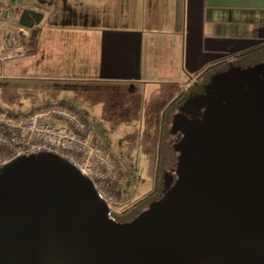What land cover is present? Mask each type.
<instances>
[{"label":"water","instance_id":"water-1","mask_svg":"<svg viewBox=\"0 0 264 264\" xmlns=\"http://www.w3.org/2000/svg\"><path fill=\"white\" fill-rule=\"evenodd\" d=\"M246 75L229 66L187 106ZM246 110L243 127L182 126L173 183L125 223L59 157L34 154L0 176V264H264L263 91Z\"/></svg>","mask_w":264,"mask_h":264},{"label":"crops","instance_id":"crops-1","mask_svg":"<svg viewBox=\"0 0 264 264\" xmlns=\"http://www.w3.org/2000/svg\"><path fill=\"white\" fill-rule=\"evenodd\" d=\"M0 6L2 50L21 48L0 60V81L16 89L1 95L12 96L13 108L28 103L27 111L61 95L91 112L132 106L134 96L140 107L163 103L160 123L197 74L264 44V0H0ZM27 9L42 15L38 24H19ZM156 154L155 146V164Z\"/></svg>","mask_w":264,"mask_h":264},{"label":"rangeland","instance_id":"rangeland-1","mask_svg":"<svg viewBox=\"0 0 264 264\" xmlns=\"http://www.w3.org/2000/svg\"><path fill=\"white\" fill-rule=\"evenodd\" d=\"M10 89L7 83L5 84V82L0 81V109L7 113L26 112L28 110L27 108H29L28 103H20V106L15 108L11 105L9 106L12 100L11 97L14 96L16 92V89ZM3 91H8V94L12 96L3 98L1 95ZM21 92L26 93V96H28V90H26V92ZM21 99L24 98L20 97L19 100L21 101ZM132 99L135 101V104L132 106L125 104L107 106L105 107L107 109L105 111H101V108L98 107V111L95 112H91L85 106H78L75 99H71L68 95H61L55 99L47 97L42 101V104H51V102L67 104L80 112L89 121L92 136L104 149L110 152V155L118 163L122 176L117 181L120 185L117 184L120 186L119 188L122 189L125 196L120 197L122 202L114 213L121 212L131 201L140 198L149 191L153 187L157 167L164 165V168H166V161L170 162V160L178 154L177 151H172L170 148L171 144L168 142L166 130L162 133L163 135L160 134L161 122L162 120H166L167 116H164L163 113L160 123L157 121V119H159L157 113L164 106L163 103H159L157 99L153 101L154 103L146 100V105L140 107L138 99L134 96ZM155 146L158 152L159 148L161 151L157 154V164L153 163V150ZM165 156L168 158L163 164L162 161ZM34 158V154H22L13 158L8 164L0 168V176L16 170L21 165ZM56 159L80 178L85 188L93 195V201L96 206L104 209L105 204L92 181L85 176H80L78 170L73 165H70L60 158Z\"/></svg>","mask_w":264,"mask_h":264},{"label":"built area","instance_id":"built-area-1","mask_svg":"<svg viewBox=\"0 0 264 264\" xmlns=\"http://www.w3.org/2000/svg\"><path fill=\"white\" fill-rule=\"evenodd\" d=\"M20 54L19 46L3 51L0 43L1 61ZM38 153L53 154L73 165L92 181L106 208L116 212L120 197L125 196L117 184L121 169L92 136L90 123L81 113L61 103L24 113L0 109V168L22 154Z\"/></svg>","mask_w":264,"mask_h":264},{"label":"flooded vegetation","instance_id":"flooded-vegetation-1","mask_svg":"<svg viewBox=\"0 0 264 264\" xmlns=\"http://www.w3.org/2000/svg\"><path fill=\"white\" fill-rule=\"evenodd\" d=\"M238 66L247 70L244 78L233 80L229 84H222L211 89L210 96L200 109L188 107V101L196 95L205 93V86L212 75L226 70L229 66ZM264 92V51L252 57L232 58L210 69L204 75L195 79L183 96L174 104L168 116L167 137L172 151L178 152V145L183 136L181 127L188 124L200 128L215 127L226 119H233L235 124L243 127L248 119V99L253 95ZM175 157L166 162L161 177L169 183L175 179ZM173 179V180H174Z\"/></svg>","mask_w":264,"mask_h":264},{"label":"trees","instance_id":"trees-1","mask_svg":"<svg viewBox=\"0 0 264 264\" xmlns=\"http://www.w3.org/2000/svg\"><path fill=\"white\" fill-rule=\"evenodd\" d=\"M42 18V15L40 13H38L35 10L32 9H27V10H23L19 16L18 22L19 24L26 26V27H31L35 24H38L40 22ZM264 51V44H260V45H256L253 46L249 49H246L242 52H239L235 55H233L234 57L232 58H241V57H252V56H256L258 53L263 52ZM231 58V59H232ZM214 68L213 66H209L206 69H204L203 71H201L199 74L196 75V78L204 75L205 73H207V71H209L210 69ZM183 93H181V96L179 98H181L183 96ZM178 98V99H179ZM173 100L165 109L164 112V116H166V120H162V124H161V131L160 134L163 135L162 133L164 132V130H166L167 132V122H168V116L169 113L171 111V109L173 108L174 104L176 103V100ZM162 140V139H161ZM160 148H159V152L157 151V154L160 153ZM156 154V157L158 158V155ZM168 158V157H167ZM166 156L164 157V160L162 161V163L164 164V162L167 160ZM176 159V156H175ZM175 159L173 160V162L175 161ZM167 162V161H166ZM164 165L161 167H157L156 172H155V180H154V184L153 187L147 191L144 195H142L140 198L133 200L130 202V204L126 205L121 212L119 213H114V212H108V216L110 218H112L114 221L116 222H120V223H125L130 221L131 219H133L140 211H142L144 208H146L152 201L158 199L160 197V195L163 193L164 190H166L172 183H173V179L169 182L166 183L164 181V183H162V177L159 174H162L161 172H163ZM158 170V173H157ZM175 170V167H174ZM165 171V170H164Z\"/></svg>","mask_w":264,"mask_h":264}]
</instances>
